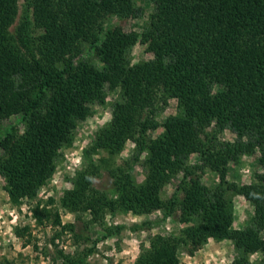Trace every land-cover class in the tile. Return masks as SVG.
<instances>
[{"label":"trees","instance_id":"1","mask_svg":"<svg viewBox=\"0 0 264 264\" xmlns=\"http://www.w3.org/2000/svg\"><path fill=\"white\" fill-rule=\"evenodd\" d=\"M21 1L23 21L13 32ZM149 1L154 10L137 33L110 22L137 18L135 0H0V125L18 110L26 126L21 132L13 123L0 138L5 190L14 205L34 200L62 151L73 145L79 123L105 103L108 91H118L112 120L85 150V167L72 178L61 206L89 213L102 225L119 211L144 216L158 209L183 225L177 234L151 237L134 264H181V251L194 254L210 240L234 243L231 264H250L256 253L264 264V0ZM30 12L48 24L37 41ZM85 44L101 66L76 64ZM138 44L153 57L132 64L129 55ZM10 77L13 86L5 83ZM169 99L178 101L180 112L164 121V134L154 139L159 107ZM225 130L236 140L222 139ZM129 141L135 151L119 164ZM257 152L261 171L254 180L231 182V164ZM135 166L144 170L142 183ZM104 169L111 192L95 185ZM206 171L218 176L216 186L204 184ZM179 176L176 191L165 198L166 185ZM238 195L255 210L252 225L243 230L233 229ZM33 215L41 225L51 223V211L40 205ZM96 242L66 263L91 264Z\"/></svg>","mask_w":264,"mask_h":264},{"label":"rangeland","instance_id":"2","mask_svg":"<svg viewBox=\"0 0 264 264\" xmlns=\"http://www.w3.org/2000/svg\"><path fill=\"white\" fill-rule=\"evenodd\" d=\"M135 1L137 7L141 8V13L137 18L114 17L110 22L123 27L127 32L141 33L154 7L149 0ZM24 3L21 1L20 14L12 28L13 32L23 21ZM26 15L31 23L32 37L37 41L38 36L47 29V21L35 16L33 12ZM85 50L84 55L76 60L77 65L81 61L96 66L102 65L95 52L90 51L88 44H85ZM152 57L153 55L141 44L135 46L129 55L132 64L148 61ZM15 82L16 80L10 77L5 83L13 86ZM118 98V91H108L105 103L95 105L92 115L79 123L73 145L62 151L53 177L34 200L26 201L20 206L12 204L5 190V179L0 174V264H67L66 257L77 251L94 247L96 240H98L96 250L88 259L91 264H134L143 246L149 247L151 237L177 234L183 228L175 217H166L164 211L160 209L144 216L119 211L116 214L107 215L102 225L93 223L89 213H73L61 206L60 200L64 193L72 188V178L85 167V150L92 144L97 133L111 122L114 104ZM159 108L156 116L159 127L150 133L154 139L164 134V121L169 116L180 112L176 99H169ZM21 122L22 116L18 110L7 116L0 125V138L13 123H18L23 132L26 126ZM221 137L231 142L236 140V135L229 130L222 132ZM134 151L135 144L131 141L127 142L116 159L117 163L123 164L130 160ZM101 156L107 157L105 153ZM99 158L100 156H96L95 160ZM196 158L197 156L193 155L191 162H194ZM260 171V153L257 152L251 156H243L236 164L232 163L229 180L240 185L250 184ZM134 176L138 183H142L145 180L143 168L135 166ZM180 179L181 176L172 179L166 185L165 198L174 194ZM203 182L213 187L218 184L219 178L214 172L206 171ZM95 185L109 192L114 188L112 179L105 169L102 177L95 181ZM38 205L51 211V223L41 225L37 222L33 209ZM254 211V206L243 196H235L233 229L243 230L252 225ZM55 216H58L60 220L57 225L54 224ZM71 227H74V232L71 231ZM103 236L108 237L99 239ZM236 256V247L230 240H210L206 246L194 254L186 251H181L179 254L181 264H231ZM262 258L261 253L253 254L250 264H260Z\"/></svg>","mask_w":264,"mask_h":264}]
</instances>
